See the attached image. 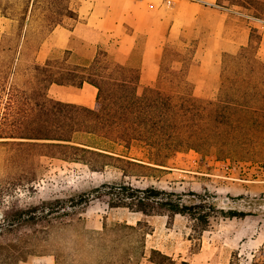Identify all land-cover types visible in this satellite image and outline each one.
Here are the masks:
<instances>
[{"label":"trees","instance_id":"obj_1","mask_svg":"<svg viewBox=\"0 0 264 264\" xmlns=\"http://www.w3.org/2000/svg\"><path fill=\"white\" fill-rule=\"evenodd\" d=\"M221 1L218 0V6L228 5ZM228 1L230 5L246 10L254 4L246 0ZM253 1H259L258 6H264V0ZM254 10L257 11L256 8ZM4 12L2 10L1 16L8 18ZM27 12L26 8L16 20L17 35H20ZM53 14L72 21L77 19L67 5L64 6V14L60 10H54ZM252 17L263 20L258 15ZM40 20L53 23L46 12L41 13ZM247 23L248 44L236 54L222 55L218 65L220 81L214 100H201L192 94L199 72L200 51L207 46L210 38L208 23L200 24L197 30L189 28L188 36L182 37L183 48L175 49L169 44L164 46L155 83L145 87L140 94L137 92L143 48L140 41L136 42L124 64L114 61L111 54L115 47L113 43L111 47L101 44L95 50L84 46L86 54L83 56L72 54L68 47L63 51L62 64L50 58L42 65L34 61L25 64L20 76L28 75L30 78L32 90L28 94L26 90L12 85L15 69L11 63H0V143L45 141L48 143L33 144L49 149L59 148L64 151V161L82 163L92 172L101 171L109 165L108 161L146 170L166 167L165 163L173 155L190 150L200 155L210 154L218 161L248 162L260 166L264 164V62L256 56L261 29ZM172 62L179 64V68L172 69ZM53 84L92 86L96 89L94 108L48 98L46 92ZM76 134L93 136L126 150L138 146L145 152L144 160L114 156L91 143L75 142L73 136ZM96 159L103 160L100 167H97ZM122 170L125 173L124 168ZM93 199L106 203L109 209H126L144 218L186 216L196 222L201 233L215 214L214 207L206 209L183 204L175 194L153 186L136 189L128 185H102L89 194L81 195L77 202L71 200L68 205L64 202V218L72 217L77 208ZM17 215L18 224L47 218V215L30 216L27 212ZM220 215L224 218L246 216L232 211H220ZM68 224L64 223L65 226ZM112 232L115 234L111 248L114 252L119 250L120 245L128 243L129 238L139 236L136 242L140 244L142 257L144 239L152 229L145 221H138L135 225L116 224ZM91 246L99 248L96 243ZM128 247L133 250L134 246L130 243ZM74 250L79 252L77 246ZM257 255L258 259L255 257L249 264H264V249H260ZM23 258L21 248L0 246V264H8V260L18 263ZM148 260L154 264H172L169 257L155 250L150 251ZM234 261H238L236 253L232 254L229 264H234Z\"/></svg>","mask_w":264,"mask_h":264},{"label":"rangeland","instance_id":"obj_2","mask_svg":"<svg viewBox=\"0 0 264 264\" xmlns=\"http://www.w3.org/2000/svg\"><path fill=\"white\" fill-rule=\"evenodd\" d=\"M246 1L254 3L253 6L247 8L248 11L236 10L239 21L229 20L228 27L237 23L246 30L247 22L254 23L252 15H258L264 20V6H258L259 1ZM221 3L230 5L228 0H222ZM65 5L74 11L77 1L0 0V63H11L15 69V76L13 79L11 77L12 85L26 90L27 94L32 86L28 75L20 76L23 65L32 61L42 65L48 58L59 64L64 63L63 51L67 37L64 28L77 26V21L53 14L54 10L64 14ZM26 8L27 18L20 35H17L16 20ZM2 10L8 18L1 16ZM43 12L52 18V24L40 20ZM54 30L57 31L55 34L52 33ZM189 33H185L184 37ZM262 34L261 30L260 41ZM75 35L81 40L91 39L86 31L79 28ZM165 45L159 48L160 56L155 70L152 59L143 65L142 80L137 89L139 94L145 87L155 83ZM169 45L175 49L183 48L181 41ZM207 54L208 51H205V59H201L202 69L192 88L194 97L206 101L215 99L220 81L218 65L222 58V55H216L212 63ZM261 55L264 57V53L260 52ZM170 66L172 69L179 68L175 62ZM56 87H49L47 97L55 101L64 100V94L61 96L57 93ZM73 141L91 143L114 156L136 160H144L145 157L144 150L138 146L126 150L93 136L79 134L73 136ZM15 142L23 144L0 143V246L21 248L24 258L18 263L8 260V264H140L142 258L149 257L151 250L145 248L140 257V244L136 242L139 236L129 238L128 243L120 245L117 252L111 249L115 238L112 229L116 224L134 225L140 219L152 229L147 217L126 209H109L106 203L93 199L87 205L77 208L72 217L64 218V202L67 205L71 200L77 202L81 195L89 194L102 185H128L136 189L153 186L175 194L183 204L206 209L214 207L215 214L210 218L203 237L205 244L212 243L210 248H206L207 256L204 260L195 262L190 257L198 252L204 234V231H199L195 221L186 216L178 217L173 229L166 231L170 236L164 244H172L176 249L179 248L178 252L188 248L187 254H178L176 264H222L218 262H225L226 258L229 264L233 253L238 255V261H234V264H249L255 257L258 259V251L264 249V164L259 166L248 162L236 164L218 161L210 154L200 155L190 150L173 155L165 163L166 167L146 170L108 161L109 165L101 171L92 172L82 163L64 161V151L59 148L36 146L48 142ZM95 162L100 167L103 160L96 159ZM220 211L243 213L246 216L224 218ZM19 212L39 217L47 215V218L39 222L18 224ZM164 217L167 228L172 227L173 217ZM67 222L69 224L65 226ZM187 239L189 242H186ZM93 243L98 244L99 248H92ZM130 243L134 246L133 250L128 247ZM143 244L145 246V242ZM74 246L78 247V253ZM179 258L183 261L180 262Z\"/></svg>","mask_w":264,"mask_h":264},{"label":"crops","instance_id":"obj_3","mask_svg":"<svg viewBox=\"0 0 264 264\" xmlns=\"http://www.w3.org/2000/svg\"><path fill=\"white\" fill-rule=\"evenodd\" d=\"M76 1L77 8L74 12L77 17L75 20L77 21V26H72L69 29L64 28V32L67 34L64 49L69 47L71 48L72 54H81L83 56L86 54L83 49L84 46L92 47L95 50L101 44L107 46L113 43L115 47L111 54L114 57V61L118 64H124L132 49L136 46V42L138 44L142 39L143 48L139 64V85L142 80L143 65L145 66V62L148 59H152V66L155 70L157 59L160 56V46L165 44L176 45L180 41L182 43V37H184L185 33H188V29L191 27L197 30L200 24L208 23L211 29L209 42L200 51L199 72L202 69V60L205 59V51H208L207 55L209 56V60L213 63L216 55L236 54L241 47L248 44V24L246 30L239 27L237 23L228 27L229 20L239 21L236 10L243 8L236 5H225L221 7L217 5L218 0ZM253 24L256 28L263 31L257 55L260 61L264 62V57L262 55L260 56V52L264 53V20L259 21L255 19ZM78 28L86 31V34H89L91 39L81 40L77 38L78 36L75 37ZM55 32L57 31L54 30L52 33L55 34ZM55 86H57L55 89L57 93L61 96L64 94V100L57 99V102L80 105L89 109L94 108L96 89L92 86L88 84H82L80 87L69 85H64V87L63 85ZM178 217L182 218L179 215L172 218V227L170 228H167L166 217L164 216L146 218L152 226V233L146 236L144 248L148 251H158L166 257H169L172 264H176L178 254L188 253V248L186 247L184 250L178 252L177 250L179 248L176 249L172 244H164L165 240L170 236L166 231L168 232L173 229L178 222ZM138 221L140 219L136 222ZM203 233L198 252L190 256L193 257L192 260H195V262L204 260L207 256L206 248H210L212 244L211 242L205 244L203 237L206 231ZM186 242H189V240L187 239ZM174 252L178 253L175 254ZM179 259L180 262L183 261V259ZM218 263L228 264V259L226 258L225 262L220 261ZM140 264L154 263L150 262L148 256H146L142 258Z\"/></svg>","mask_w":264,"mask_h":264},{"label":"built area","instance_id":"obj_4","mask_svg":"<svg viewBox=\"0 0 264 264\" xmlns=\"http://www.w3.org/2000/svg\"><path fill=\"white\" fill-rule=\"evenodd\" d=\"M259 21H261V20H259Z\"/></svg>","mask_w":264,"mask_h":264}]
</instances>
